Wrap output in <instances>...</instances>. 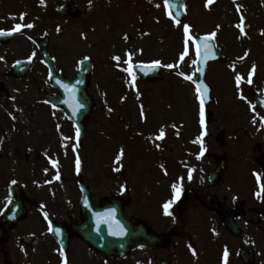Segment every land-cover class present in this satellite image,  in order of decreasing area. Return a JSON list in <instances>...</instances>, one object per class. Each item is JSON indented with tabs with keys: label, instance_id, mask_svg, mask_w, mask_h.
Instances as JSON below:
<instances>
[{
	"label": "flooded vegetation",
	"instance_id": "obj_1",
	"mask_svg": "<svg viewBox=\"0 0 264 264\" xmlns=\"http://www.w3.org/2000/svg\"><path fill=\"white\" fill-rule=\"evenodd\" d=\"M180 1L184 13L177 25L172 17L178 19ZM169 4L166 8L165 0H0V31L10 33L0 35L2 89L14 88L3 77L13 76V67L20 61H28L24 76L44 77L37 93L54 97L58 91L48 79L50 69L69 80L83 71L93 98L86 130L98 114L110 126L126 128L135 115L157 156L152 164L139 165L130 159L125 165H109L108 188L99 197L95 178L79 166L74 202L38 203L36 212L16 221L0 212V264H82V248L97 253L91 247L89 208L82 206L80 182L89 187L95 206L105 200L111 212H121L142 235L143 245L126 258L136 261L131 256L142 252L157 264L162 260L225 264L227 249V264H264V194L256 195L264 185V36H242L237 27L243 5L257 10L264 8V0H213L207 6L206 0H169ZM221 11L229 13L225 23L218 18ZM17 24L33 27L12 31ZM184 24L190 25L195 37H212L223 56L217 69L209 67L212 63L205 71L214 100L204 107L203 127L192 80L187 81L188 102L170 99L172 92L176 97L180 71L196 76L194 45L180 59ZM195 25L203 30L197 31ZM226 27L232 30L229 36ZM128 53H132L134 82L124 71L129 67ZM155 60L161 64L150 71L154 79H140L134 67ZM253 64L256 71L248 84ZM236 73L243 77L239 86ZM131 88H139L142 97L143 90L149 95L158 92L163 100H140L138 110L132 111ZM103 107L111 109L109 115ZM162 129L165 135L159 139ZM202 131L205 152L200 156L197 137ZM255 174L260 175L259 183ZM21 181L24 177L17 173L0 172L2 189ZM174 184L180 189L179 199ZM169 201L166 213L164 205ZM49 220L57 231L49 230Z\"/></svg>",
	"mask_w": 264,
	"mask_h": 264
},
{
	"label": "rangeland",
	"instance_id": "obj_2",
	"mask_svg": "<svg viewBox=\"0 0 264 264\" xmlns=\"http://www.w3.org/2000/svg\"><path fill=\"white\" fill-rule=\"evenodd\" d=\"M255 13L258 14V18H255ZM210 15L212 16V13ZM241 15L248 23H246L247 31L241 33L242 36L257 37L260 34L264 36V8L246 9L244 4ZM225 16L226 20H229V13L226 15V12L221 11L218 18L224 22ZM256 20L257 22L253 24ZM195 28L197 31L203 30L198 25H195ZM226 32L229 36L232 30L226 27ZM209 67L217 69L218 65L214 64ZM34 75L35 77L29 75L19 79L9 75L3 77L7 85L20 91V96L15 100H9L4 94H0V172L12 171L19 177H24L25 182L22 183V187L27 199L24 203L29 214L36 212L34 211L35 204L40 200L61 204L67 203L66 201L74 202L76 199L74 169L77 157L80 160V165L83 166L84 174L88 172L95 178L93 184L98 186L95 191L96 197L103 195L108 188L107 167L109 165H125L130 159H136L137 161H133V163L139 165L152 164L156 161L155 151L144 135L139 132L125 131L123 126H110L107 121L103 120V114L94 116L81 144L76 146L73 126L68 124L66 115L62 111L54 110L52 115L49 114L51 113L50 108L43 103L45 95L37 93L36 89V86L43 88L44 77L37 73ZM180 79L181 77L178 80ZM178 84L177 89L174 88L176 97L174 98L172 92L170 99L188 102L190 97L187 86L180 81ZM138 89L129 90V101L163 100L158 92L149 95L146 90H143L142 97ZM165 105L163 103V106ZM136 106V104L131 105L132 111H136ZM173 106L176 107V104L174 103ZM177 116H182L180 110H178ZM128 123V130L139 131L142 126L135 115ZM127 132L134 138H131ZM121 149H123L122 156L120 155ZM49 161H56L62 166L60 172L62 179L55 181L52 178L49 179L58 175L54 172ZM40 167H42L41 172L46 173L44 179H49L42 185L40 183L43 180L39 178L38 174ZM10 202L7 188H0V206L8 205ZM80 255L82 264H157L142 252H136L131 256L136 261L131 258L105 261L98 254L84 248L81 249ZM140 260L141 262H139ZM175 264L186 263L177 261Z\"/></svg>",
	"mask_w": 264,
	"mask_h": 264
},
{
	"label": "water",
	"instance_id": "obj_3",
	"mask_svg": "<svg viewBox=\"0 0 264 264\" xmlns=\"http://www.w3.org/2000/svg\"><path fill=\"white\" fill-rule=\"evenodd\" d=\"M201 45V43H200ZM214 53L215 49L214 46L211 45L210 51L207 53ZM214 60L213 56L210 58L205 59L204 58V51L201 50V54L198 57V68L201 70L204 69L205 63L208 60ZM200 85V84H199ZM61 92L63 93V98L61 100V103L68 108L69 115L73 118L76 127L79 130V135L82 133L84 129L83 125V119L87 116L88 108L87 104L83 103V107L77 108V102H85V93L83 90L79 89L78 93H75L70 89L69 87H61L59 88ZM200 91L203 94V99L208 94L209 90L205 91L203 85H200ZM77 94L76 101L74 102V95ZM80 104V103H78ZM85 105V108H84ZM17 206L20 208V204H17ZM101 211V210H99ZM23 210H18L17 213H21ZM96 212V211H95ZM92 216V215H91ZM91 216L89 220H91ZM92 222L96 221L98 223V228L95 231L96 232V239H95V246L98 248L101 255L104 257H115V256H124L126 252L128 251L129 247V241L134 239V234L132 231L127 230V225L125 220L122 216L116 215L114 218H110L108 215H102L98 214L96 217L92 218ZM123 231V235H114L113 233Z\"/></svg>",
	"mask_w": 264,
	"mask_h": 264
},
{
	"label": "snow or ice",
	"instance_id": "obj_4",
	"mask_svg": "<svg viewBox=\"0 0 264 264\" xmlns=\"http://www.w3.org/2000/svg\"><path fill=\"white\" fill-rule=\"evenodd\" d=\"M41 2H43V0H41ZM212 3H213V0H206V6L207 5H211ZM165 7L166 8L171 7V5L169 4V0H165ZM168 15L169 16H172V13L169 11L168 12ZM172 18H173L174 22L177 25L180 24V20L179 19H176L175 17H172ZM21 19H23V14H21ZM243 23H244L243 17H241L240 24L237 25V27L240 29L241 33H244V27L242 26ZM22 27H29V28H31V27H33V25L32 24H27V25L17 24L12 31H19ZM183 28H184L185 47H184V51L180 54L181 61H183L184 58H185V56L188 55L189 50H190V45H195V50H196L197 55H200L201 54V45L198 42L197 38L194 35H191L190 34V25L184 24L183 25ZM5 34H10V33H5L4 31H0V35H5ZM215 35H216L215 32H213L211 34V36H213V37ZM201 39L207 41V40H209V37L208 36H205V37H203ZM208 51H210V49L208 48L207 45H205V47H204V56H205V59L208 58V56H207V52ZM247 55H248V53H245V56H247ZM128 56H129V61H128L129 67L126 68V69H124V71L129 72L132 75L133 82H134L135 81V76H134V74L131 73V69H132V64H131L132 53H128ZM85 59H87V58H85ZM113 59L116 60V61H120L121 58L119 56H114ZM240 59H244V57H240ZM194 63H195V61H194ZM160 64H161V61L155 60V61H152L147 66L141 64V65H139V67H141L142 69H145L146 71H152L155 68H157L158 66H160ZM117 66H119V65H117ZM166 67L172 68L173 65L172 64H168V65H166ZM201 71H202V69H201ZM255 71H256V65L253 64L251 70L248 72V79H247V83L248 84L253 83L252 76L255 73ZM180 75L183 76L184 73H180ZM185 79L191 81L193 79V77L191 75H188V76H185ZM242 80H243V77L239 73H236V75H235V81H236L237 86H239L241 84V81ZM200 85H203L205 91L207 90V85H204L202 80L200 81ZM200 85L197 86V93L199 94L198 98L200 99V124L203 127L204 124H205V120H204V101H203V94L200 91ZM65 87H67V86L65 85ZM73 92H74V90H73ZM53 107H55V105H53ZM76 107L77 108H80V107H83V105L77 104ZM142 115H143V112H142ZM77 135H79V130L78 129H77ZM164 135H165V133H164V131L162 129L158 138L159 139H163L164 138ZM204 135H205V133L202 131L201 134H200V136L197 137V142H199L201 144V149H200V153H199L200 156H203V154L205 152V148H204V145H203V136ZM120 155L121 156L123 155V149H121ZM117 159H119V157H117ZM52 163H53V165H55L56 161H52ZM76 166H77V170H79L80 160H79L78 157H77V160H76ZM255 175H256V178H257V182L259 183L260 182V175L259 174H255ZM55 178L58 180L60 177H59V175H57ZM189 178H191V171H189ZM12 183H16V182L15 181H12ZM173 190L176 193V197L175 198L176 199H179V192H180L179 187L174 184L173 185ZM262 194H264V185H261L260 191H258L256 193V195L258 197H260ZM171 203H172V201H169L168 203H166L164 205V208H165L166 213L168 212V208H169V205ZM45 218H47V214H45ZM49 230L51 231V228ZM113 234L114 235H123V231L121 230V231L115 232ZM193 251L195 252V250H193ZM61 255H63V253H61ZM227 260H228V252H227V249H226L225 250V253H224V261H225V264H227ZM62 264H66V262H62Z\"/></svg>",
	"mask_w": 264,
	"mask_h": 264
}]
</instances>
